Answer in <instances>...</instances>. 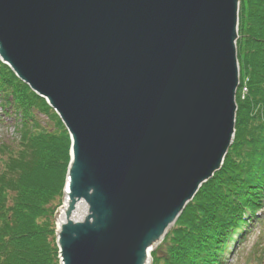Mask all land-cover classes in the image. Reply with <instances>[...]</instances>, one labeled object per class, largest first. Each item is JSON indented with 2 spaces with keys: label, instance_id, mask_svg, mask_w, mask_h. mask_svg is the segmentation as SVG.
<instances>
[{
  "label": "water",
  "instance_id": "obj_1",
  "mask_svg": "<svg viewBox=\"0 0 264 264\" xmlns=\"http://www.w3.org/2000/svg\"><path fill=\"white\" fill-rule=\"evenodd\" d=\"M238 10L239 0H0L1 63L70 138L59 264H150L220 170L237 111Z\"/></svg>",
  "mask_w": 264,
  "mask_h": 264
},
{
  "label": "trees",
  "instance_id": "obj_2",
  "mask_svg": "<svg viewBox=\"0 0 264 264\" xmlns=\"http://www.w3.org/2000/svg\"><path fill=\"white\" fill-rule=\"evenodd\" d=\"M236 46L234 142L222 169L151 253L153 264H224L263 208L264 0H240ZM5 119L13 122L16 138L0 139V264H58L53 217L61 205L69 136L45 101L0 62V122Z\"/></svg>",
  "mask_w": 264,
  "mask_h": 264
},
{
  "label": "rangeland",
  "instance_id": "obj_3",
  "mask_svg": "<svg viewBox=\"0 0 264 264\" xmlns=\"http://www.w3.org/2000/svg\"><path fill=\"white\" fill-rule=\"evenodd\" d=\"M243 90L244 89H241V91ZM241 99L243 98L241 97ZM255 123L256 121L249 122V127ZM236 125L235 118V128ZM12 126L13 123L10 119H6L4 123H0L1 140L15 138V131ZM259 215L261 219H259L258 222L255 221L251 224L250 228L244 233V238L241 237L232 246L230 253L226 255V264H264V213ZM174 226L175 224L167 231L160 245H162L168 233L174 228ZM158 255L162 259L164 257L163 251H160ZM150 264H153L151 259Z\"/></svg>",
  "mask_w": 264,
  "mask_h": 264
},
{
  "label": "bare ground",
  "instance_id": "obj_4",
  "mask_svg": "<svg viewBox=\"0 0 264 264\" xmlns=\"http://www.w3.org/2000/svg\"><path fill=\"white\" fill-rule=\"evenodd\" d=\"M67 200H64V202L62 203V206L60 207L59 211H58V225H61L64 222V214H63V210H65ZM85 204L84 203H80L76 206V211L73 215V217L75 218V220H79L85 213Z\"/></svg>",
  "mask_w": 264,
  "mask_h": 264
}]
</instances>
